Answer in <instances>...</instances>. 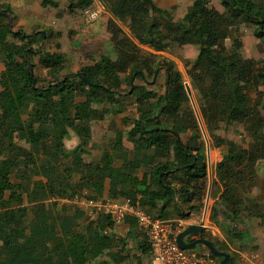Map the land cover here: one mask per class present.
<instances>
[{
	"label": "trees",
	"instance_id": "16d2710c",
	"mask_svg": "<svg viewBox=\"0 0 264 264\" xmlns=\"http://www.w3.org/2000/svg\"><path fill=\"white\" fill-rule=\"evenodd\" d=\"M93 1L72 0L69 9H86ZM102 2L111 13L106 25L115 58L102 54L64 76L66 56L60 43H54L53 50L44 47L54 33L45 29L43 36L40 30L12 29L7 15L12 17L13 9L0 4V264H110L114 257L125 258V244L113 252V228L118 224L108 215L99 214L83 225L85 210L58 205L50 200L54 195L133 199L139 192L145 210L161 218L168 217L169 208L183 218L201 210L207 162L184 79L172 60L155 59L139 44L154 51L172 45L197 48L195 57L184 62L186 74L197 92L213 146L223 147L214 164L212 196L216 197L209 221L229 240H237L244 237V231L234 228L237 222L264 217L260 202L248 204L246 196L236 191L237 185L254 180L256 164L264 159V56H244L238 36L242 23L251 24L254 36L264 44V0H220L222 10L208 0H192L178 18L154 0ZM41 3L57 5L53 0ZM116 20L126 24L128 32ZM35 55L44 74L34 72ZM160 68L167 78L166 94L144 84L124 92L123 83L130 86L132 77L146 80L147 75L156 79ZM26 96L29 103L24 102ZM128 97L135 106V116L123 117L129 128L125 133L116 130L99 159L85 162L82 148L90 138L94 109L100 107L101 114L111 106L122 111ZM233 123L241 124L250 136L247 147L216 133ZM70 132L80 140L66 152L69 159L62 160L63 141ZM12 175L19 187L8 190ZM106 180L108 192L103 195ZM138 234L136 248L149 254V242ZM201 237L227 251L225 264H237L239 251L230 253L227 244L205 228ZM207 252L216 263L221 259Z\"/></svg>",
	"mask_w": 264,
	"mask_h": 264
},
{
	"label": "rangeland",
	"instance_id": "374dc122",
	"mask_svg": "<svg viewBox=\"0 0 264 264\" xmlns=\"http://www.w3.org/2000/svg\"><path fill=\"white\" fill-rule=\"evenodd\" d=\"M57 5L47 4L43 5L41 0H0L1 3H8L13 9L12 17L8 15L7 22L9 21L12 29H21L25 32H32L34 30L50 29L54 35L45 43V48L49 50L54 49V43H60V50L65 53L66 62L61 71V76L69 72L78 71V69L86 64L94 63L99 59L100 55L108 54L115 58V49L110 40V32L108 31L106 22L111 17V13L103 4L102 0H94L93 3L86 9L73 8L69 9V3L72 0H53ZM155 3L170 11L174 18L181 17L185 12L187 6L190 5L192 0H154ZM209 4L215 8L222 10L220 0H208ZM120 27L128 32L126 24L116 20ZM238 36L243 42V54L252 59H258L264 56V44L253 34V25L244 24L240 25ZM228 42V41H227ZM37 47L36 44H34ZM143 52H152L155 54V59H169L173 61L174 66L181 72L184 83L190 87L191 99L190 105L195 114L200 129V138L198 144L202 146L205 156L207 157V186L205 196L202 200V207L198 213L191 212L186 218L180 217L177 213L169 208L170 211L167 219H184L185 221H201L205 223V229L209 231L216 239L223 241L227 244V249L230 253L241 251L247 254H256L261 263L264 264V217L258 219L249 217L246 221L240 220L235 224L236 230L244 231V237L237 240H229L222 228L210 222L208 216L210 214V207L213 204L216 196H212L215 171L214 164L222 157L223 147H214L211 136L207 131L203 122L202 116L199 111L197 103V92L191 88L190 80L186 74L187 67L185 61L192 60L196 53L197 48L193 45L176 46L172 45L165 51H154L147 44H139ZM144 54V53H143ZM34 63V72L37 74H44L45 70L40 68L37 64V55L32 57ZM159 66H162L159 64ZM3 65L0 63V71ZM32 65H30V69ZM165 70L160 68L157 78H152L150 75L146 76V80L140 77H132V86L144 84L150 89L162 94L166 87ZM128 91L130 86L126 83L122 84ZM126 94V93H125ZM30 97L26 96L24 102L29 103ZM132 98L128 97L125 100V109L117 111L116 107H110L106 113L101 114V108L94 109V118L90 122L91 134L87 142V147L83 154L85 161L94 162L97 160L94 152L100 154L102 149L108 148L115 135L116 130L125 133L130 125L123 121L125 116H135V106L131 102ZM18 104L23 101H17ZM189 133V132H188ZM220 137L228 140L235 141L238 145L247 147L250 141V136L246 133L243 126L238 123L222 126L217 132ZM11 137V132L6 133ZM76 137L72 132L69 133L65 139L66 146L60 154L62 160H66L68 154L66 151L72 148L78 142V138L74 140L70 137ZM124 136V134H123ZM77 139V140H76ZM76 141V142H75ZM103 141V144H98ZM125 136L123 142H126ZM90 142V143H89ZM90 145V147H89ZM92 145V146H91ZM214 155V157H213ZM216 155V156H215ZM109 158H111L109 156ZM66 165H61L63 171L66 170ZM140 174L138 173L137 176ZM140 178V176H139ZM254 180L245 181V184L237 185L236 191L238 194L246 196V203L260 202L264 210V159L259 160L253 174ZM18 179L12 175L9 182L6 183L8 190L18 189ZM238 189V190H237ZM221 190V189H220ZM108 192V184H105L104 193ZM103 193V194H104ZM245 218V217H244ZM89 218L82 219L83 225ZM122 227V226H121ZM199 252H206L204 247H198ZM227 252V251H226ZM238 256H235L237 260ZM238 264V260H237Z\"/></svg>",
	"mask_w": 264,
	"mask_h": 264
},
{
	"label": "built area",
	"instance_id": "2783aa9c",
	"mask_svg": "<svg viewBox=\"0 0 264 264\" xmlns=\"http://www.w3.org/2000/svg\"><path fill=\"white\" fill-rule=\"evenodd\" d=\"M51 201L58 205H74L85 210L89 219L99 214L108 215L115 224L134 220L139 234H142L151 246L148 264H216L215 259L206 252L197 249L180 248L175 240L177 233L188 223L184 219H166L155 216L145 210L142 197L108 196L86 199L75 194L72 197L52 196ZM106 232V230H104ZM238 264H263L256 254L238 252Z\"/></svg>",
	"mask_w": 264,
	"mask_h": 264
},
{
	"label": "crops",
	"instance_id": "0c3cea01",
	"mask_svg": "<svg viewBox=\"0 0 264 264\" xmlns=\"http://www.w3.org/2000/svg\"><path fill=\"white\" fill-rule=\"evenodd\" d=\"M3 69V68H2ZM73 133V132H72ZM74 134V133H73ZM90 134H91V132H90ZM77 138H78V142H79V137L76 135V134H74ZM68 137V136H67ZM73 140H74V138H76V137H72V136H70ZM66 139V138H65ZM65 139H64V147L66 146V143H65ZM77 140V139H76ZM76 142V141H75ZM78 142L76 143V145L78 144ZM103 141H99L98 142V144H103L102 143ZM90 143V142H89ZM75 145V146H76ZM74 146V147H75ZM92 146V145H91ZM126 146V145H125ZM74 147H72V148H74ZM87 147V145L86 146H83V151L85 152V148ZM89 147H90V145H89ZM127 147V146H126ZM72 148H69L68 150H70V149H72ZM105 149H108V148H104V149H102V151L103 150H105ZM67 150V151H68ZM66 151V152H67ZM102 151H101V153H102ZM84 152H82V159H83V154H84ZM101 153L100 154H97V153H95L94 152V154L93 155H95V157L97 156V160L99 159V157H100V155H101ZM216 156V155H215ZM213 157H214V155H213ZM66 159H69V155H68V157L66 158ZM84 160V159H83ZM85 161V160H84ZM217 161H219V159L217 160ZM217 161H215V163L217 162ZM85 162H89V161H85ZM206 162H207V164H208V161H207V157H206ZM140 172L141 171H139V174H140ZM141 175V174H140ZM139 175V176H140ZM108 180H106V184H108ZM103 195H107L106 193H104ZM137 195H140L141 196V194L139 193V192H137L136 193V195L134 196V198H136V196ZM142 197V196H141ZM143 199V198H142ZM157 205H159V204H157ZM188 216V215H187ZM88 218V217H87ZM186 218V217H185ZM167 219V218H166ZM131 219H129V220H127L126 222H124L123 224H118V225H116L114 228H113V235H115L116 234V237H115V240H114V244H113V252H117V250L121 247V245L122 244H125V250H123L122 251V255H124L125 256V258L124 259H118V257H114L113 258V261H110L109 263L110 264H148V257H146V256H148V254H141V252L136 248V240H137V238L135 237V234H138L139 232L137 231V228H136V226H135V223L133 224V225H130L129 224V221H130ZM134 221V220H133ZM188 223H192V222H195V221H193V220H191V221H187ZM203 223V225H204V228H205V223L204 222H202ZM122 226V227H121ZM138 236H139V234H138ZM119 239H121L122 241H120ZM188 240H190L191 238L190 237H188L187 238ZM101 257V256H100ZM104 258H107L106 256H104ZM106 260H108L109 261V258L108 259H106Z\"/></svg>",
	"mask_w": 264,
	"mask_h": 264
},
{
	"label": "water",
	"instance_id": "95a60500",
	"mask_svg": "<svg viewBox=\"0 0 264 264\" xmlns=\"http://www.w3.org/2000/svg\"><path fill=\"white\" fill-rule=\"evenodd\" d=\"M8 17V15H7ZM8 25L10 27V23L8 21ZM43 36H44V30H41ZM28 68H30V65H28ZM85 81L89 82L86 78H84ZM184 87L186 90V93L188 97L191 99V91L190 87L187 85V83H184ZM132 89V80H130V89L127 93H129ZM167 91V78H166V87H165V94ZM187 215H190L188 212ZM204 229V225L201 221L187 223L176 235L175 240L180 248L183 249H197L200 247V245H203L208 250L211 251L215 256L221 257L219 261L216 264H225L229 254L225 251L218 250L213 244V241L204 237H201V233ZM187 237H190L191 239L188 240ZM148 257V256H146Z\"/></svg>",
	"mask_w": 264,
	"mask_h": 264
}]
</instances>
